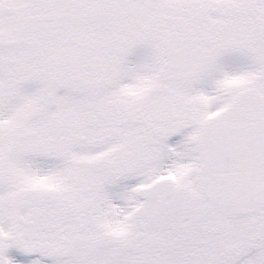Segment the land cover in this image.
I'll return each mask as SVG.
<instances>
[{"label":"snow or ice","instance_id":"obj_1","mask_svg":"<svg viewBox=\"0 0 264 264\" xmlns=\"http://www.w3.org/2000/svg\"><path fill=\"white\" fill-rule=\"evenodd\" d=\"M0 264H264V0H0Z\"/></svg>","mask_w":264,"mask_h":264}]
</instances>
